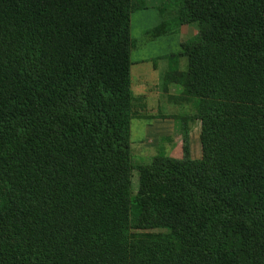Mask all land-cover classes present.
I'll return each mask as SVG.
<instances>
[{"label":"trees","instance_id":"1","mask_svg":"<svg viewBox=\"0 0 264 264\" xmlns=\"http://www.w3.org/2000/svg\"><path fill=\"white\" fill-rule=\"evenodd\" d=\"M146 7L0 0V264H264V0H178L196 40L163 78L201 156L184 133L136 197L130 16Z\"/></svg>","mask_w":264,"mask_h":264},{"label":"rangeland","instance_id":"2","mask_svg":"<svg viewBox=\"0 0 264 264\" xmlns=\"http://www.w3.org/2000/svg\"><path fill=\"white\" fill-rule=\"evenodd\" d=\"M147 7L134 10L130 16V36L134 46L130 51L132 62L131 87L141 99L134 103V117L130 122L131 188L140 196L139 168L149 164L161 152L180 160L182 140L186 133L192 158H200V122L190 101L178 100V86L164 81L170 68L187 69V59L181 55L179 23L176 19L178 0H145ZM165 22L166 25H159ZM159 34L152 33L155 27ZM195 36L187 40H193ZM196 40V39H194ZM140 67V68H139ZM149 68L146 71L141 69ZM144 102L145 106H142ZM157 231V230H149Z\"/></svg>","mask_w":264,"mask_h":264},{"label":"crops","instance_id":"3","mask_svg":"<svg viewBox=\"0 0 264 264\" xmlns=\"http://www.w3.org/2000/svg\"><path fill=\"white\" fill-rule=\"evenodd\" d=\"M178 31H179V35L181 36L180 43L186 41L190 37L196 36L197 34V29L194 27V24H188V23L180 24ZM147 69L149 68H144V69H141L140 71H146ZM131 83H132V80H131Z\"/></svg>","mask_w":264,"mask_h":264}]
</instances>
